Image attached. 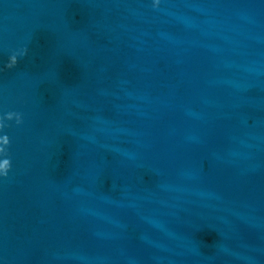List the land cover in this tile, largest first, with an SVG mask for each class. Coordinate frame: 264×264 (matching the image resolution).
<instances>
[{"label": "water", "instance_id": "water-1", "mask_svg": "<svg viewBox=\"0 0 264 264\" xmlns=\"http://www.w3.org/2000/svg\"><path fill=\"white\" fill-rule=\"evenodd\" d=\"M0 264H264V0H0Z\"/></svg>", "mask_w": 264, "mask_h": 264}]
</instances>
